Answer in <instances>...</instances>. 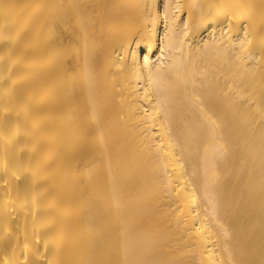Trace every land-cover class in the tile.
I'll return each mask as SVG.
<instances>
[{"label":"bare ground","instance_id":"obj_1","mask_svg":"<svg viewBox=\"0 0 264 264\" xmlns=\"http://www.w3.org/2000/svg\"><path fill=\"white\" fill-rule=\"evenodd\" d=\"M0 264H264V0H0Z\"/></svg>","mask_w":264,"mask_h":264}]
</instances>
